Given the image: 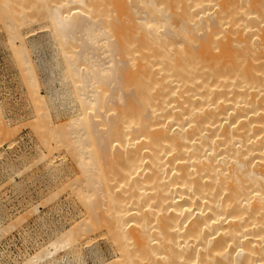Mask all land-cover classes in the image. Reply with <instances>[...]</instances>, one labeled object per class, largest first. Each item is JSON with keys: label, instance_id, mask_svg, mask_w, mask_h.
<instances>
[{"label": "bare ground", "instance_id": "1", "mask_svg": "<svg viewBox=\"0 0 264 264\" xmlns=\"http://www.w3.org/2000/svg\"><path fill=\"white\" fill-rule=\"evenodd\" d=\"M0 22L42 144L70 145L81 175L93 171L80 180L85 222L15 264H82L77 236L103 227L116 258L98 264H264V0H0ZM34 26L52 52L33 38L31 61ZM55 82L78 110L53 124ZM100 149L121 162L122 188L96 167Z\"/></svg>", "mask_w": 264, "mask_h": 264}, {"label": "rangeland", "instance_id": "2", "mask_svg": "<svg viewBox=\"0 0 264 264\" xmlns=\"http://www.w3.org/2000/svg\"><path fill=\"white\" fill-rule=\"evenodd\" d=\"M32 28L35 29L29 33L30 36L26 34L28 37L26 38L27 50L31 61H34L37 55L30 51L29 41L33 38L40 44L39 55L43 54V56L49 57L52 49L42 35L44 32H40L41 30L36 26ZM5 30L4 25L0 22V230L2 231L8 224L15 226L6 233L2 231L3 235L0 234V264H15L22 262V256L20 257L18 254L27 251L30 253L36 248V244L46 242L54 234L72 227L75 223L82 220L85 222L83 218L88 217L86 213L91 209H85L79 201L78 196L86 188V184L80 180L84 179L87 174H92L93 171L90 169L89 172H85L84 176L81 175L80 167L74 161L70 145L61 148L54 147L55 149L47 152L42 144V138H46V136L41 137L39 133L42 131L43 125L46 124L45 119L35 117L37 112L30 99L26 79L21 65L9 45ZM35 66L34 70L40 82L39 91L41 94H45V87L41 81L43 72ZM113 80L115 82V79ZM114 82H111L113 85L111 84L110 88H106L110 94L114 89ZM54 85L58 89H64L65 98L61 99L60 103L57 100H47L48 108L45 112L48 113V119L53 124L64 123L68 117L77 112L78 106L74 99L68 95L73 89L69 83H64L63 87H60L56 82ZM109 105L114 110H119V105L115 100L111 101ZM106 106L100 107V110H104ZM103 110L100 111L101 114ZM110 116L108 115V118ZM106 118L107 115L103 116V119ZM3 130L7 132L2 133ZM70 136L67 135V142L72 141ZM101 153L105 156L108 152L100 149V160L95 163L98 164L96 167L101 168V173L105 171L108 173V170L113 169L112 173L115 175L107 174V182L118 185L119 188L124 184L123 174L119 173V170H124L121 168L123 167L121 162H118L121 165L118 167V159L117 161L114 159L115 162L112 159L107 161L108 158L104 160ZM42 155L44 157L40 159ZM105 164L110 166L105 168ZM103 167L106 170H103ZM35 205H38L37 211L31 210ZM17 214H20L22 219L20 221L19 218V224L16 225L14 220H16ZM96 216L98 218L99 215ZM7 229L5 230L7 231ZM80 234L77 236V250L82 264H98L116 258V252L109 241L110 237L108 236L110 235L105 227L96 232ZM63 253L59 252L55 256L61 257ZM64 260L59 259L55 264H63Z\"/></svg>", "mask_w": 264, "mask_h": 264}]
</instances>
